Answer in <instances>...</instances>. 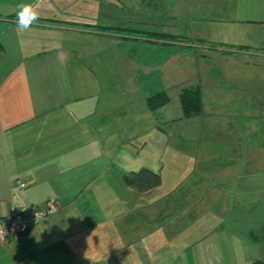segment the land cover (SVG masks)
<instances>
[{
  "label": "crops",
  "instance_id": "1",
  "mask_svg": "<svg viewBox=\"0 0 264 264\" xmlns=\"http://www.w3.org/2000/svg\"><path fill=\"white\" fill-rule=\"evenodd\" d=\"M64 1L75 0H0V217L13 210L30 215L50 201L57 206L17 241L0 242V264H264V220L246 216L259 209L244 203L225 209L222 188H208L203 170L216 157L215 180L228 179L222 169L234 158L223 150L243 147L220 141L227 128L219 123L208 126L213 141L202 138L207 126L200 117L221 105L209 64L250 42L197 39L203 43L194 46L124 29L125 19H112L118 25L104 30L55 13ZM79 1L100 5L108 19L152 14L212 23L250 19L235 15L239 5L255 2ZM21 3L39 13L26 31L16 25ZM196 49L201 67L190 77L188 51ZM193 86L200 87L201 111L183 118L180 92ZM159 92L167 103L149 109L147 99ZM166 160L178 170L164 178ZM143 168L161 182L138 192L124 176ZM254 172L244 182L251 175L264 179V170ZM17 180L24 186L11 184ZM246 189L242 197L251 196ZM209 205L222 213L213 225Z\"/></svg>",
  "mask_w": 264,
  "mask_h": 264
},
{
  "label": "rangeland",
  "instance_id": "2",
  "mask_svg": "<svg viewBox=\"0 0 264 264\" xmlns=\"http://www.w3.org/2000/svg\"><path fill=\"white\" fill-rule=\"evenodd\" d=\"M106 7L115 8L113 5ZM143 8L146 9L148 7L144 6ZM53 9L55 13L56 9L57 11L58 9L64 10L69 13L67 14L69 17L77 21L93 24L95 27L104 30L111 29L108 27L103 28L106 25H118L112 19H125L127 22H119L124 29L140 28L153 32L156 35L160 34V37L163 36L175 40L180 39L194 46H196V42L203 43L197 39L211 41H223L222 39H225V41H229L230 39L248 40L250 42L249 45H251L250 47L242 46L244 50L239 47L234 48L236 51L241 50L240 52H222L218 60L219 62H216L215 59H213L214 61L211 60L209 64L211 68L209 76L217 78L220 83L218 86V100L221 105H217L218 107L214 108V111L208 110L209 114L206 112L205 115L208 118L200 117L202 126H207L202 133L203 140L211 142L216 138V133H211L208 126L219 123L227 128L219 132L218 137L220 141L230 144L240 143L243 147L241 149L223 150L224 153L234 158L232 163H226L227 165L222 169V172L230 174L228 179L218 180V182L215 180V175H219V166L216 169L214 166H211V163L218 159L216 157H212L208 164H204L203 170L208 168L206 177L208 188H214L213 185L219 186V189L222 188V191H219V193L225 194L222 197L225 200V209L230 205H236V203L238 206L240 203L242 205L244 203L245 206L251 209H259L256 215L248 213L246 216L251 217V219L258 216L261 220H264V179L252 177L251 175L250 181L244 182V178L248 176V172L255 173L254 170H264V20H261L264 17V0H255L253 3L250 2L238 6L239 10H237L235 17H251L250 19L216 23L206 21L183 22L160 18L152 14H138L140 15L138 17L124 16L108 19L106 11H102L100 5L91 6L79 0L58 2V4L53 6ZM34 36H37V34L34 33ZM207 46L216 48V46L222 47L224 44L207 43ZM226 47L231 48V45H227ZM246 51L252 52L249 54ZM188 53H192L193 59L190 66L194 68V71L191 72L190 77H194L196 70L201 67L199 65L200 60L195 56L200 55L202 52L196 49L188 51ZM200 58L202 59V56ZM183 73L181 72L180 75L182 76ZM208 89L210 90V87ZM219 102L217 101L216 103L219 104ZM194 122L200 123V121ZM234 127H238L239 129L233 131ZM249 128L252 132L248 131ZM246 158L250 159V163L247 164L245 162ZM166 161L163 167L164 178L171 171L176 173L178 170V164L172 165ZM231 173L236 178H233ZM171 184L172 179L165 180L161 188L165 189L167 185ZM242 185H246V187H242ZM245 188L250 189L249 194L251 196H241ZM213 208L214 206L209 205V225L217 223L219 217H222V213L218 211L213 212ZM224 215L226 219H228V216L231 217L230 213H224ZM194 232L193 228V235Z\"/></svg>",
  "mask_w": 264,
  "mask_h": 264
},
{
  "label": "trees",
  "instance_id": "3",
  "mask_svg": "<svg viewBox=\"0 0 264 264\" xmlns=\"http://www.w3.org/2000/svg\"><path fill=\"white\" fill-rule=\"evenodd\" d=\"M180 105L182 117L188 118L198 115L201 111V92L199 86L186 87L180 92ZM165 92H159L147 99V106L151 110L167 103ZM126 183L138 192H142L158 186L161 182L160 175L146 168L136 172H130L124 176Z\"/></svg>",
  "mask_w": 264,
  "mask_h": 264
},
{
  "label": "built area",
  "instance_id": "4",
  "mask_svg": "<svg viewBox=\"0 0 264 264\" xmlns=\"http://www.w3.org/2000/svg\"><path fill=\"white\" fill-rule=\"evenodd\" d=\"M14 183H17L20 187L24 186V183L19 180L13 181L11 184L14 185ZM56 208L55 202L50 201L45 207L35 209L30 215L13 210L8 215L0 217V242L6 244L10 241H17L33 225Z\"/></svg>",
  "mask_w": 264,
  "mask_h": 264
},
{
  "label": "clouds",
  "instance_id": "5",
  "mask_svg": "<svg viewBox=\"0 0 264 264\" xmlns=\"http://www.w3.org/2000/svg\"><path fill=\"white\" fill-rule=\"evenodd\" d=\"M18 8L16 25L19 30L26 31L38 20L39 13L31 4L21 3Z\"/></svg>",
  "mask_w": 264,
  "mask_h": 264
}]
</instances>
